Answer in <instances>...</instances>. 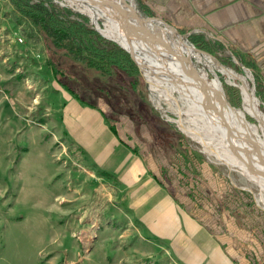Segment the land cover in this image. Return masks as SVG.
<instances>
[{"label": "rangeland", "instance_id": "rangeland-1", "mask_svg": "<svg viewBox=\"0 0 264 264\" xmlns=\"http://www.w3.org/2000/svg\"><path fill=\"white\" fill-rule=\"evenodd\" d=\"M125 1L143 17L161 19L195 51L205 54L201 59L193 55L197 69L206 72L209 79L221 81L232 107L241 106L244 77L264 113V97L259 92L262 79L254 63L235 54L230 42L197 26L178 28L138 0ZM53 2L86 16L91 29L96 30V22L103 34L96 30L103 37L100 47L109 49L112 43L125 46L105 33L107 20L103 16L95 19L83 5L71 4L72 0ZM15 40L41 43L45 64L52 70L40 35L10 0H0V45L11 46ZM157 42L166 47L163 37L162 44ZM10 49L13 53L14 48ZM137 57L140 61L141 55ZM17 66L19 59L13 58L8 70ZM20 74L10 79L15 84L0 85V97H4L0 100V129L7 124L13 129V135L0 142V264H186L194 259L198 264L202 237L209 239L205 245L208 251L212 253L216 247L224 254L226 264H264V206L259 203L257 187L208 156L178 125L176 106L152 94L139 71L132 77V94L142 96L153 119L145 114L135 120L128 114L120 115L116 133L100 108L82 102L53 77L55 89L63 88L70 97L96 109L109 133L143 162L152 186L167 196L168 207L159 216L148 189L137 183L126 186L114 170L98 162L88 145L72 137L73 130L82 137L85 132L72 121L66 129L50 87H23L25 79ZM248 119L254 122L252 117ZM24 155L27 172L34 173L41 165L50 171L49 178L41 181L39 174L27 190L22 189L16 175ZM183 216L194 223L198 242L192 243L180 224ZM162 217H166V224H162Z\"/></svg>", "mask_w": 264, "mask_h": 264}, {"label": "bare ground", "instance_id": "bare-ground-1", "mask_svg": "<svg viewBox=\"0 0 264 264\" xmlns=\"http://www.w3.org/2000/svg\"><path fill=\"white\" fill-rule=\"evenodd\" d=\"M112 1L119 4L123 2ZM73 3L83 5L82 9L95 16V19L98 15L103 16L107 20L105 33L127 48L126 32L121 20L122 14L126 13L133 48L141 55L140 61L138 57L137 60L141 62L150 92L158 98L171 101L180 116L178 125L201 144L208 156L255 185L259 203L264 206V113L245 78H242L240 85L241 106L232 107L221 81L217 77L209 79L206 72L197 69L192 59L193 55L199 59L206 55L195 51L192 45L163 21L141 17L133 5L128 11V5H124V8L121 5L113 7L106 0H72ZM94 23L101 32V28ZM160 37H163L170 52L157 42H160ZM228 72L230 76L234 75ZM248 116L254 122L249 121Z\"/></svg>", "mask_w": 264, "mask_h": 264}, {"label": "crops", "instance_id": "crops-1", "mask_svg": "<svg viewBox=\"0 0 264 264\" xmlns=\"http://www.w3.org/2000/svg\"><path fill=\"white\" fill-rule=\"evenodd\" d=\"M145 7L150 8L154 13L176 25L178 28H189L197 26L200 29H206L215 33L217 38L230 42L231 48L235 54L244 61L253 62L254 68L262 79L260 94L264 97V0H138ZM14 48V52L10 47ZM0 45V85L7 83L15 84L12 80L14 75L24 76L25 82L22 86L38 85L48 86L52 91L53 100L58 104V111L61 113L63 124L68 130L71 121L78 124L82 135L71 132L72 137L82 144L88 145L91 153L93 152L100 164L108 166L115 174H118L121 181L126 186L137 183L140 188H146L151 192L149 194L153 202L154 212H166L168 207L167 196L160 189L152 186V179L147 175L143 162L132 152L126 150L120 145L116 138L111 135L104 123V118L94 108L83 104L79 100L70 97L69 93L63 88L55 89V80L50 67L45 64L43 45L33 43L28 40L25 43H18L16 40L12 45ZM11 50V51H10ZM249 54V55H248ZM16 59L20 67L15 70H8L11 60ZM18 58V59H17ZM16 76V75H15ZM10 80V81H9ZM19 85V82L17 81ZM21 84V82H20ZM26 84V85H23ZM20 86V85H19ZM26 95V94H23ZM22 98L21 95H18ZM3 96L0 100H3ZM74 110V111H72ZM4 128V129H3ZM2 129V130H1ZM0 129V142L13 135V129L10 124ZM106 131V132H105ZM7 133L8 135H5ZM4 135V137H3ZM26 155L23 156L19 164L16 175L21 182L22 189L27 190L34 186L35 179L39 174L41 181L50 177V171L42 168L36 169L34 173H29L24 168L23 162ZM37 170H39L38 175ZM31 174V175H30ZM23 175V176H22ZM30 175V176H28ZM38 183V182H37ZM149 192V193H150ZM130 204V203H129ZM144 218V215L143 217ZM162 224H166V217L160 219ZM185 216L179 218L182 227L187 230L191 236L192 243L197 241L199 232H194V223ZM161 225V222L158 224ZM170 226L174 222L170 221ZM163 230V227H159ZM201 249L202 255L198 264H226L224 254L216 251L214 247L212 253L205 247L209 243L208 237H202ZM216 257L209 259L210 257ZM184 259V257H183ZM195 260V259H194ZM194 260L186 264H195ZM184 264V263H183Z\"/></svg>", "mask_w": 264, "mask_h": 264}, {"label": "trees", "instance_id": "trees-1", "mask_svg": "<svg viewBox=\"0 0 264 264\" xmlns=\"http://www.w3.org/2000/svg\"><path fill=\"white\" fill-rule=\"evenodd\" d=\"M10 2L42 38L57 82L82 102L100 108L114 133L120 115L153 119L142 96L132 94L138 70L130 54L116 43L100 47L103 37L87 26L86 16L53 0Z\"/></svg>", "mask_w": 264, "mask_h": 264}, {"label": "water", "instance_id": "water-1", "mask_svg": "<svg viewBox=\"0 0 264 264\" xmlns=\"http://www.w3.org/2000/svg\"><path fill=\"white\" fill-rule=\"evenodd\" d=\"M108 1L109 3L112 4L113 7H119L120 5L123 7L124 5L122 4H119L118 2H115V1H112V0H106ZM123 4H126L128 5L129 7L132 8L131 4L127 3L125 0H123ZM116 5V6H115ZM119 5V6H118ZM124 8V7H123ZM125 11V10H124ZM140 15V14H139ZM141 17H143L142 15H140ZM145 19H149V20H152V21H155V20H161L159 18H156L154 16H150V17H143ZM121 20H122V23H123V27L125 29V32H126V42L128 44V47L126 48L125 46H122L120 43H118L121 47H123L129 54H130V57L131 59L134 61V63L136 64L137 66V69L139 71V73L141 74V76L143 77V80L147 83L146 79H145V76H144V73H143V70H142V65L138 62L137 60V55H138V51L136 49H134V44H133V41H132V38L130 36V31H129V27H128V24H129V18L127 17L126 13L124 12L121 16ZM162 21V20H161ZM165 23V22H164ZM166 24V23H165ZM94 28L99 32V29L97 27L94 26ZM172 29H174L173 27H171ZM175 30V29H174ZM102 34V33H101ZM103 35V34H102ZM148 84V83H147ZM148 90H149V86H148ZM150 91V90H149Z\"/></svg>", "mask_w": 264, "mask_h": 264}, {"label": "built area", "instance_id": "built-area-1", "mask_svg": "<svg viewBox=\"0 0 264 264\" xmlns=\"http://www.w3.org/2000/svg\"><path fill=\"white\" fill-rule=\"evenodd\" d=\"M19 40H21V39H19Z\"/></svg>", "mask_w": 264, "mask_h": 264}]
</instances>
